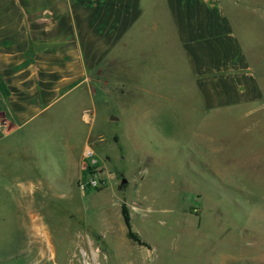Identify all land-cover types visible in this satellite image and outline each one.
<instances>
[{
    "label": "rangeland",
    "instance_id": "1",
    "mask_svg": "<svg viewBox=\"0 0 264 264\" xmlns=\"http://www.w3.org/2000/svg\"><path fill=\"white\" fill-rule=\"evenodd\" d=\"M232 17L264 93L263 21L256 13ZM156 38L141 39L149 50ZM135 42L128 90L104 70L107 85L92 83L93 94L79 88L46 109L13 136L12 152L9 137L0 139L1 263L27 250L32 212L60 264H264V105L205 113L174 75L183 74L180 63H168L165 50L151 58L163 60L166 80L175 76L169 92ZM87 112L93 121L84 123ZM64 141L75 156L89 146L93 153L80 161L87 170L63 166ZM123 204L145 246L127 236Z\"/></svg>",
    "mask_w": 264,
    "mask_h": 264
},
{
    "label": "crops",
    "instance_id": "2",
    "mask_svg": "<svg viewBox=\"0 0 264 264\" xmlns=\"http://www.w3.org/2000/svg\"><path fill=\"white\" fill-rule=\"evenodd\" d=\"M228 7L235 19L256 13L264 24V0H0V139L9 137L12 152L13 136L46 109L79 88L93 94L92 83L107 85L110 78L102 76L104 70L116 72L122 88L128 90L134 79L126 59L130 60L134 40L138 58L144 53L147 67H159L157 86L168 85L169 92L175 76L166 80L163 60L157 63L151 58L165 50L168 63H180L183 74L174 75L181 88L198 97L205 113L263 106L259 76ZM144 34L157 37L153 49L145 47ZM90 114L81 113V121L92 122ZM62 146L64 167L88 169L80 161L93 153L89 146L77 156L67 141ZM77 178L71 182L78 185ZM36 216L30 212L25 227L30 239L23 241L22 248L30 252L21 251L16 262L9 257L0 264H60L48 227L39 224ZM38 232L43 235L40 240L35 239ZM65 264L76 263L67 258Z\"/></svg>",
    "mask_w": 264,
    "mask_h": 264
},
{
    "label": "trees",
    "instance_id": "3",
    "mask_svg": "<svg viewBox=\"0 0 264 264\" xmlns=\"http://www.w3.org/2000/svg\"><path fill=\"white\" fill-rule=\"evenodd\" d=\"M121 215H122L123 222H124V225H125L126 230H127V236L131 240L135 241L136 243H138V244H140L142 246H145V244H143L140 241L139 237L131 231L130 220H129V212H128V210H127V208H126V206L124 204L121 206Z\"/></svg>",
    "mask_w": 264,
    "mask_h": 264
},
{
    "label": "built area",
    "instance_id": "4",
    "mask_svg": "<svg viewBox=\"0 0 264 264\" xmlns=\"http://www.w3.org/2000/svg\"><path fill=\"white\" fill-rule=\"evenodd\" d=\"M86 184L93 188H97L100 185L99 181H97L95 178H89Z\"/></svg>",
    "mask_w": 264,
    "mask_h": 264
},
{
    "label": "water",
    "instance_id": "5",
    "mask_svg": "<svg viewBox=\"0 0 264 264\" xmlns=\"http://www.w3.org/2000/svg\"><path fill=\"white\" fill-rule=\"evenodd\" d=\"M126 183V179L123 177L122 179H121V184H125Z\"/></svg>",
    "mask_w": 264,
    "mask_h": 264
}]
</instances>
